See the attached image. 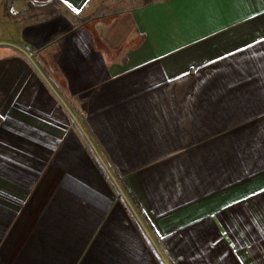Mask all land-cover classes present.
<instances>
[{
	"label": "crops",
	"instance_id": "crops-1",
	"mask_svg": "<svg viewBox=\"0 0 264 264\" xmlns=\"http://www.w3.org/2000/svg\"><path fill=\"white\" fill-rule=\"evenodd\" d=\"M110 4L0 0V264H264V0Z\"/></svg>",
	"mask_w": 264,
	"mask_h": 264
},
{
	"label": "water",
	"instance_id": "water-1",
	"mask_svg": "<svg viewBox=\"0 0 264 264\" xmlns=\"http://www.w3.org/2000/svg\"><path fill=\"white\" fill-rule=\"evenodd\" d=\"M27 55V54H26ZM27 57L30 59V61L32 62V64L34 65V67L36 68V70L42 75V77L47 81L49 82V79L47 78V76L45 75L44 71L40 68L39 66V59H32L29 55H27ZM57 94V93H56ZM58 98L60 99V101L62 102V104L65 105L66 109L70 112V114L72 115V117L74 119H77L75 114L70 110V108L66 105V103L64 102V100L59 96V94H57ZM121 192V195L126 199V197L124 196V194L122 193V191L120 190ZM128 205L131 207L130 203L128 202V200L126 199ZM132 209V212L135 216V218L137 219L138 223L141 225V227L143 228V230L145 231L146 235L148 236L149 240L152 242V244L154 245V247L158 250V248L156 247L154 241L152 240L149 232L147 231L146 227L144 226V224L142 223V221L140 220V218L138 217L137 213L135 212V210L133 208ZM159 251V250H158ZM163 261L165 264H168V262L166 260H164L163 258Z\"/></svg>",
	"mask_w": 264,
	"mask_h": 264
},
{
	"label": "rangeland",
	"instance_id": "rangeland-1",
	"mask_svg": "<svg viewBox=\"0 0 264 264\" xmlns=\"http://www.w3.org/2000/svg\"><path fill=\"white\" fill-rule=\"evenodd\" d=\"M108 1H110L112 3V5L110 4L111 6H109V10L110 9L118 10L121 8H129V7L135 6L136 4L141 2V0H108ZM146 1H148V0H142V2H146Z\"/></svg>",
	"mask_w": 264,
	"mask_h": 264
},
{
	"label": "trees",
	"instance_id": "trees-1",
	"mask_svg": "<svg viewBox=\"0 0 264 264\" xmlns=\"http://www.w3.org/2000/svg\"><path fill=\"white\" fill-rule=\"evenodd\" d=\"M56 85L59 88V84L56 83ZM60 89V88H59ZM61 90V89H60ZM137 223V222H136ZM138 227L140 228V230L142 231L144 237L146 238V240H149L148 236L146 235L145 231L143 230V228L141 227V225L139 223H137Z\"/></svg>",
	"mask_w": 264,
	"mask_h": 264
},
{
	"label": "built area",
	"instance_id": "built-area-1",
	"mask_svg": "<svg viewBox=\"0 0 264 264\" xmlns=\"http://www.w3.org/2000/svg\"><path fill=\"white\" fill-rule=\"evenodd\" d=\"M120 195H118V197H119ZM252 206L254 207V208H256V207H258V205L256 204V203H254V202H252Z\"/></svg>",
	"mask_w": 264,
	"mask_h": 264
}]
</instances>
